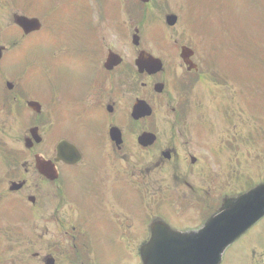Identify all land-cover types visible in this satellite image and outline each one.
<instances>
[{"label":"flooded vegetation","instance_id":"af4514ba","mask_svg":"<svg viewBox=\"0 0 264 264\" xmlns=\"http://www.w3.org/2000/svg\"><path fill=\"white\" fill-rule=\"evenodd\" d=\"M72 3L81 12L88 8L85 0H57L59 33L71 29ZM96 5L105 17L119 10V0ZM114 13L112 21L122 32L123 12ZM90 15L78 14L76 21L89 27ZM73 40L61 44L65 74L75 82L59 78L57 143L48 156L40 148L44 111L31 101L24 71L15 64L18 44L0 51V264H99L95 258L112 252L135 260L155 218L200 225L231 187L222 186V177L207 176L176 124H148L143 118L127 125L123 62L104 67L114 50L110 44L98 43L96 51L82 37ZM182 47L172 54L177 64L171 74L184 66L188 76L198 70L197 54ZM66 124L70 132L63 129ZM144 133L155 135L154 141H139Z\"/></svg>","mask_w":264,"mask_h":264},{"label":"rangeland","instance_id":"374dc122","mask_svg":"<svg viewBox=\"0 0 264 264\" xmlns=\"http://www.w3.org/2000/svg\"><path fill=\"white\" fill-rule=\"evenodd\" d=\"M11 2H13L12 5ZM15 2L26 8L25 13H31L26 14L39 15L45 20V27L41 32L32 40L27 39L24 44L20 43V46L25 48L21 68L27 69L24 82L26 92L29 96L37 98L47 110L44 118L48 120L42 124V127H45L42 130L44 142L41 147L43 148L45 144L52 141L49 134L57 124L55 117H57V78L60 65L58 54L60 49L58 48L61 44L69 45L74 40L69 33H62L60 40L54 39L62 28L59 9L57 11V0L55 3L43 0V4L39 0H31V5L25 0H15ZM203 3L204 0H153L148 7L149 9L155 7L153 11L158 10L157 15L155 12H149L146 15L148 21L145 25H139L142 28V34L144 31L143 39L148 46L156 44V39L149 37L150 31L146 32L145 27L149 28L151 21L157 20L160 24L151 26V32L155 38H163V27H165L166 41L172 43L174 38H180L192 42L196 46L191 45L201 48V52L197 55L198 59L207 58L201 73L199 72L198 78L189 83V88L173 90L171 87L170 89L171 96L173 91H176L177 95L179 91L188 97L189 111L184 120L178 123L175 121L176 115L172 114L169 108L170 106L176 107V104L173 102L168 104L169 98L165 97L160 102L157 100L156 103L153 100L154 102L151 101V103L157 106L158 118L155 120L157 123L167 126L176 124L175 128H181L186 134L183 135L182 142L187 138H192L193 143L203 144L204 147L200 150L203 152L201 155L204 157V162L216 173L228 176L232 193L241 192L246 189V187L243 188V180L246 177L252 181V184L264 178V110L256 109L251 99L260 97L264 93V0H206L205 7L207 6L209 11L215 15V18L208 19L210 25H203L206 17L198 13V7ZM13 5H15L14 0H0V45H8L11 42L8 38L9 33L13 31L10 20L11 13L14 11ZM170 12L177 14L178 20L173 28H166L164 15ZM156 16L157 19H155ZM216 18L221 19L220 27L223 29L219 27ZM129 30L126 15V36ZM198 30L206 31L207 35L204 36L215 41L216 54L211 56L212 63L209 61L211 49L205 45L208 43L205 37H202L201 41ZM230 30L234 31L236 45L232 56L228 53L230 49H225V44L221 45L219 41L221 32L225 37ZM109 39H111L110 36ZM199 41L202 42L201 45ZM44 43L48 49L45 47L42 49L41 44ZM202 48H204L203 51ZM236 55L239 60H236ZM14 58L18 59V54ZM126 60L129 63V57ZM166 60L171 62L169 56H166ZM11 65L12 58L4 62V67L7 69ZM15 67L17 66L10 69ZM61 71V81L74 84L75 78L66 75L63 67ZM239 81L245 84L244 87L238 83ZM127 85L126 83V87ZM173 85H180V82L174 80ZM137 89L139 90L138 85ZM137 95L136 92L126 91V100L130 101ZM180 103L181 98L178 97L177 104ZM184 103L186 105L185 100ZM51 107L50 115L48 112L50 113ZM63 129L70 132L71 126L63 125ZM237 156L242 158H236ZM244 156L249 161L246 162L243 159ZM260 227L258 239L264 240V222ZM258 239H249L244 250L245 264H256L264 260V245L260 244ZM241 252L242 244L239 243L224 255V264H239L237 262ZM101 256L98 260L105 264L109 260L110 264L116 263L113 259L117 258L114 256H112L113 259L103 254Z\"/></svg>","mask_w":264,"mask_h":264},{"label":"water","instance_id":"95a60500","mask_svg":"<svg viewBox=\"0 0 264 264\" xmlns=\"http://www.w3.org/2000/svg\"><path fill=\"white\" fill-rule=\"evenodd\" d=\"M19 23L26 27L36 25L34 20L25 18H19ZM223 208L199 231L152 234L150 241L142 245V263L219 264L224 246L264 214V184L229 200Z\"/></svg>","mask_w":264,"mask_h":264}]
</instances>
